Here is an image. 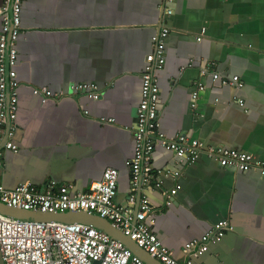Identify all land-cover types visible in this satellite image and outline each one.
<instances>
[{
	"label": "crops",
	"instance_id": "obj_1",
	"mask_svg": "<svg viewBox=\"0 0 264 264\" xmlns=\"http://www.w3.org/2000/svg\"><path fill=\"white\" fill-rule=\"evenodd\" d=\"M170 7L173 13L164 17L165 64L157 73L160 131L167 138L185 134L204 146L236 149L264 161V0H173ZM161 17L160 0H26L21 5L15 44L17 150L3 152L1 186L12 190L52 180L70 185L74 194L113 168L115 202L128 205L125 162L133 156L140 74ZM201 68L237 76L242 87L201 76ZM198 81L204 91L192 111L190 94ZM84 82L97 85V100L67 92L71 84ZM34 87L63 96L42 102L32 94ZM100 118L114 122L101 124ZM152 165L178 168L161 148L154 150ZM179 183L170 207L160 190H140L155 209L152 231L179 262L185 243L227 220L231 230L193 263L264 264V179L255 170L222 168L201 156L184 168ZM173 184L165 178L162 189ZM139 258L157 264L149 256Z\"/></svg>",
	"mask_w": 264,
	"mask_h": 264
},
{
	"label": "built area",
	"instance_id": "obj_2",
	"mask_svg": "<svg viewBox=\"0 0 264 264\" xmlns=\"http://www.w3.org/2000/svg\"><path fill=\"white\" fill-rule=\"evenodd\" d=\"M26 0H3L0 7V145L6 135V142L0 147V159L5 150L16 151L14 142L17 113V89L19 82L15 72V44L20 32L21 5ZM173 0H160L162 12L159 29L151 37V53L146 57L140 74V101L136 108L133 128V156L125 162L130 173L128 205L115 202L117 195L118 172L113 168L104 170L100 181L91 182L86 190L70 194V185H58L49 180L40 186L28 182L9 190L0 185V203L7 207L47 214L83 212L107 220L114 228L126 235L134 244L160 264H194L193 260L206 253L212 244L217 243L231 230L227 220H220L200 238L192 239L181 248L184 259L179 262L173 252L163 246L152 231L155 222V209L150 205L141 189L161 191L165 207L173 204V197L180 190L179 179L184 168L194 164L201 156L213 160L222 168L237 171L253 169L264 179V161L250 154L221 146H204L200 141L185 134L167 138L160 131L159 89L157 73L165 64V39L169 28L164 17L173 11ZM199 39V38H198ZM190 66V64L188 65ZM200 75H210L221 85L241 88L237 76L221 77L206 68ZM204 86L195 82L190 94V110L194 111ZM67 92L71 95L83 94L97 100L99 90L95 83L71 84ZM32 94L42 102L61 98L63 94L53 93L46 87L32 88ZM242 106L243 102L237 100ZM86 113V112H85ZM101 124H112V118H100ZM7 126V128H6ZM156 148L170 152L178 168L155 169L152 155ZM1 165V163H0ZM171 178L174 184L162 189L163 180ZM163 190V191H162ZM140 196L137 210L132 206ZM0 257L3 264H144L128 250L121 241L111 238L89 225L78 223L20 221L0 214Z\"/></svg>",
	"mask_w": 264,
	"mask_h": 264
},
{
	"label": "water",
	"instance_id": "obj_3",
	"mask_svg": "<svg viewBox=\"0 0 264 264\" xmlns=\"http://www.w3.org/2000/svg\"><path fill=\"white\" fill-rule=\"evenodd\" d=\"M13 0H10L9 10ZM7 128V126H6ZM6 135L2 140V145L6 142ZM0 214L14 218L20 221H36V222H57V223H78L89 225L101 232L106 233L111 238L117 239L123 243V245L132 252L133 255L137 254L139 257H145L147 255L144 251L139 249L133 241H131L126 235L120 232L118 229L114 228L107 220L100 218L98 216L86 214L83 212H67V213H58V214H47L40 212H29L24 210H19L11 207H7L0 203ZM208 252V251H207ZM150 257V256H149ZM151 258V257H150ZM146 260V259H145ZM152 260H154L152 258ZM157 264H160L158 261L154 260ZM0 264H3L0 257ZM155 264V263H153Z\"/></svg>",
	"mask_w": 264,
	"mask_h": 264
}]
</instances>
